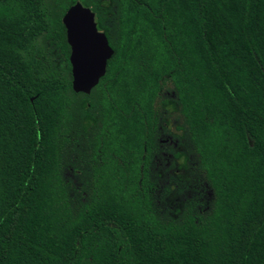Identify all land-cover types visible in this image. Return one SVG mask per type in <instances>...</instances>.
Wrapping results in <instances>:
<instances>
[{
  "label": "trees",
  "instance_id": "16d2710c",
  "mask_svg": "<svg viewBox=\"0 0 264 264\" xmlns=\"http://www.w3.org/2000/svg\"><path fill=\"white\" fill-rule=\"evenodd\" d=\"M42 1L0 0V264H264V0Z\"/></svg>",
  "mask_w": 264,
  "mask_h": 264
},
{
  "label": "water",
  "instance_id": "95a60500",
  "mask_svg": "<svg viewBox=\"0 0 264 264\" xmlns=\"http://www.w3.org/2000/svg\"><path fill=\"white\" fill-rule=\"evenodd\" d=\"M93 13L75 2L61 17L65 42L69 48L70 87L87 95L104 75L112 50L103 33L98 32Z\"/></svg>",
  "mask_w": 264,
  "mask_h": 264
},
{
  "label": "rangeland",
  "instance_id": "374dc122",
  "mask_svg": "<svg viewBox=\"0 0 264 264\" xmlns=\"http://www.w3.org/2000/svg\"><path fill=\"white\" fill-rule=\"evenodd\" d=\"M48 2V0H43L42 1V4L43 5H45L46 3ZM35 47H38L39 46V44L38 43H36L35 45H34ZM65 162H62V164H60L59 166H61V165H63ZM68 178H72L70 175H68ZM71 180H73V179H71Z\"/></svg>",
  "mask_w": 264,
  "mask_h": 264
},
{
  "label": "flooded vegetation",
  "instance_id": "af4514ba",
  "mask_svg": "<svg viewBox=\"0 0 264 264\" xmlns=\"http://www.w3.org/2000/svg\"><path fill=\"white\" fill-rule=\"evenodd\" d=\"M99 32V31H98ZM162 142V141H161Z\"/></svg>",
  "mask_w": 264,
  "mask_h": 264
}]
</instances>
